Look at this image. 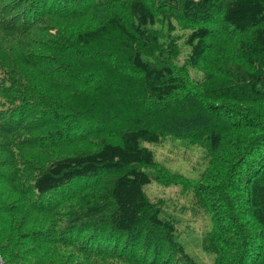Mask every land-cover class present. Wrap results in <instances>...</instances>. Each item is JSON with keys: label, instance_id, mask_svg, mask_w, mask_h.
I'll list each match as a JSON object with an SVG mask.
<instances>
[{"label": "trees", "instance_id": "16d2710c", "mask_svg": "<svg viewBox=\"0 0 264 264\" xmlns=\"http://www.w3.org/2000/svg\"><path fill=\"white\" fill-rule=\"evenodd\" d=\"M221 32L243 37L234 52L218 50L221 69L189 78L211 39L226 42ZM189 89L203 120L230 122L213 114L227 103L229 113L245 114L238 128L252 134L229 157L217 155L224 166L209 186L201 181L220 130L203 135L205 121L177 108L163 112L166 129L146 126L133 119L135 106H125L145 101L150 107L141 108L154 118L157 103ZM106 102L120 104L119 116L109 112L118 120L90 114ZM260 103L264 0H0V220L13 238L0 254L7 264H203L181 243L163 201L145 193L156 182L191 189L193 203L211 216L199 248L213 264H264V112L247 113ZM166 139L204 149L198 181L156 165L148 146ZM88 140L95 141L78 145ZM256 150L248 167L263 163L243 185L236 172Z\"/></svg>", "mask_w": 264, "mask_h": 264}, {"label": "rangeland", "instance_id": "374dc122", "mask_svg": "<svg viewBox=\"0 0 264 264\" xmlns=\"http://www.w3.org/2000/svg\"><path fill=\"white\" fill-rule=\"evenodd\" d=\"M57 28L54 30H49L50 33L49 35L52 38L59 37L58 32L60 30L57 31ZM216 32L219 33L218 31ZM233 32L235 33V31ZM221 34L226 39V42L221 40L219 37H217L218 39L216 38L211 39L210 42H212V50L210 54L205 59V62L204 63L202 62L199 65L198 72H190L189 78H196L199 81H201L204 79L205 71L213 68H218V70L219 68L221 69L220 67L221 59L219 57L218 50H221L222 49L221 47L225 46V49L234 52L238 40H240L241 37H243V35L234 34V38L228 39L227 34L225 32H221ZM182 60L183 59L181 58L180 61ZM106 79L107 78L102 79V83L105 84ZM189 95L195 98V95L192 94V90L189 89V92H186V95L177 96L174 100L168 101L167 103H163V102L157 103L156 104L157 106L154 107L156 109L154 112L155 115L154 118H152V116L149 117L150 108H146V109L141 108V107H150L149 104H146L145 101L126 102L125 106H127L129 109H132L135 106L136 108L135 112L137 116L133 115V119L135 121H139L140 124L142 123L146 126H150V127L153 126L154 128L159 127L162 130L166 129L169 126V124L166 122L165 119L161 118L163 112L171 111L176 115L175 108H177L181 110V113L183 115L190 116L189 119L196 118L197 120L198 117L201 118L202 121H205L203 122L206 123L205 131L203 132L204 133L203 135H205L206 131L209 130H213V129L220 130L221 133L220 137L222 139V143L220 145L218 153L211 154L212 158L214 159L213 165L210 168H208V170L205 172V175L202 177L203 179L201 181V185L209 186L210 184H208L209 183L208 180H210L211 174L216 172L219 167L224 166L223 164H221V162H218L216 158H219L220 154L224 158L229 157V155L233 153L234 151L233 149H235L237 142L240 141V137H242V135L245 136L248 135L247 140H249L252 134L250 130L247 129L244 130L238 128L240 125L245 124L244 123L245 114L237 113L234 116L233 113H229L228 107L230 106V104L217 103L215 106L219 108L218 109L219 112L213 113L212 111L214 116L215 114H219L224 119L230 118V122L220 120L218 118L217 120L215 117H209L206 120H203L204 116H206L207 113L199 110L201 108V105L197 104L196 101H192ZM183 97H189V98L183 102L185 105L181 107L180 100ZM114 105H120V104L114 102ZM114 105H111L109 102L106 105L102 106L101 108L95 106L96 108H93L92 110L93 113L90 114H96L98 112L99 113L101 112L103 114H106L105 119H108L109 122H111L112 119L118 120L117 118L115 117L113 118L112 115L109 114V112L113 113L114 115L115 113L121 114V110L118 108V106L116 107ZM260 105H261L260 109L256 108L254 110L251 109L253 106H249L250 109H247V113L248 114L250 113L252 116L255 117L257 113L264 112V103H260ZM191 106H194V108L189 109V107ZM98 108L99 111H97ZM139 108L141 110H144L145 112L138 110ZM229 109H231V107H229ZM188 110H190V112ZM252 112H254L255 114H252ZM115 116H119V115H115ZM190 120L192 121V119ZM220 121H222V123ZM175 122H176V118H175ZM226 123H229L231 126L225 125ZM119 124L120 123H118L117 125ZM171 124H175V123L173 122ZM168 129H170V127ZM257 132L259 133V131H256V133ZM193 136L195 137L194 141H196V136L194 134ZM242 140H244V138ZM247 140H245V142ZM93 141L95 140L80 142L78 145L87 147L88 144L89 146L92 145ZM247 143L248 142H246V144ZM205 144L207 146L209 145L207 141L205 142ZM75 147H77V145H75ZM148 147L154 154L156 165H159V168L162 169L165 173H168L170 176L178 175L189 182H195L200 179L201 175L205 171L207 164V161L205 163L206 154L201 146L194 144L191 145L180 139H169V140L166 139L164 142H162L159 145H150ZM258 152L259 151L256 150L253 154H251L248 157V160H246L244 165L242 166L243 169L238 170L236 172L235 178L237 182L239 181L241 184L244 185L248 180L247 177L248 173L254 172L258 168L259 164L263 163L262 160H258L254 163L252 167H248V165L253 163L251 161L252 159H255L256 155H258ZM60 155H63V153ZM217 155H219V157ZM147 171L149 173L154 172L153 170H147ZM234 189H236V187H234ZM145 193L154 202L158 200L163 201L164 210L169 214V216L172 217V219L174 218L175 222L177 223V230L180 235L181 243L185 246L186 250L192 256L193 255L196 256L201 261V263L213 264L212 263L213 256L204 254L203 252H201L199 248L201 238L206 233H208L212 227L211 216L206 211L201 210L195 203H193L192 190L184 189L181 185H171L169 187H165L159 185L156 182H152L150 185H148L145 188ZM1 222L3 221L0 220V224ZM6 226L7 225L1 224L0 227V246L4 248L5 253H7L6 252L7 249L5 246L7 244L13 243L11 231L7 230L9 228H7ZM24 260H26L25 262H29V264H35L34 259L29 258Z\"/></svg>", "mask_w": 264, "mask_h": 264}, {"label": "built area", "instance_id": "2783aa9c", "mask_svg": "<svg viewBox=\"0 0 264 264\" xmlns=\"http://www.w3.org/2000/svg\"><path fill=\"white\" fill-rule=\"evenodd\" d=\"M0 264H7L3 256L0 254Z\"/></svg>", "mask_w": 264, "mask_h": 264}]
</instances>
